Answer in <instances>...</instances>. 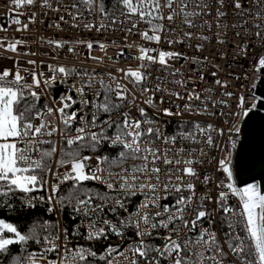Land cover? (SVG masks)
I'll return each mask as SVG.
<instances>
[{
  "label": "snow or ice",
  "instance_id": "1",
  "mask_svg": "<svg viewBox=\"0 0 264 264\" xmlns=\"http://www.w3.org/2000/svg\"><path fill=\"white\" fill-rule=\"evenodd\" d=\"M49 11L59 31L63 22L123 40L25 38L37 13ZM5 15L0 32L16 25L22 35L0 36V210L43 208L55 220L37 213L22 232L0 218V264H264V191L237 186L232 167L233 134L264 108V93L249 90L246 106L245 85L232 81L248 73L201 55L215 42L229 68L249 60L251 73L264 71V0H7ZM230 42L229 54L221 49ZM94 45L103 55H93ZM69 55L75 62H61ZM121 58L137 63L117 66ZM65 209L79 222L62 223ZM78 236L130 242L98 254L70 247Z\"/></svg>",
  "mask_w": 264,
  "mask_h": 264
},
{
  "label": "built area",
  "instance_id": "2",
  "mask_svg": "<svg viewBox=\"0 0 264 264\" xmlns=\"http://www.w3.org/2000/svg\"><path fill=\"white\" fill-rule=\"evenodd\" d=\"M65 3H67V0H65ZM6 13H7V0H0V23L4 22V19L6 18V15H5ZM84 17H87L89 20L92 19V17L89 16L88 12H84ZM21 19L23 20L24 17H21ZM65 19L67 20L68 17L66 16ZM41 20L43 22H41ZM56 20H57V14H54V13L49 11L47 13V15H42L41 13L38 12L37 13V23L35 25L30 24L29 25L30 31L28 33L23 34V35L25 36V38H27L29 40L34 39V38H38L41 35L45 36L46 38L65 39V40H74V39H78V38L79 39L97 38V39H102L106 43H110V41L112 39H117L119 41L123 40V36H124L123 33H120L118 36L115 34H112V33H105L102 37H97L94 30H93V32L90 33V32H87L86 30L81 31L79 29H73V28L69 27L68 24H65L63 22H61V27L63 28V31L57 30L54 26L49 27V24L54 23ZM5 26H7V25H5ZM15 27H16V25H12L11 29H14ZM140 27L146 28L147 25H140ZM11 29H9V32L7 34L0 32V36L8 35L9 37L15 36L16 38H19L22 35L19 32H13ZM233 39H235V37L232 36V34L230 33L229 34V40L231 41ZM132 41H136L137 43H143V41H141L139 39V36H129V42H132ZM195 42L196 41L194 40L193 43H195ZM237 43H239L238 40H237ZM152 46H155V45H152ZM160 47L163 48L164 50H170L169 46L163 42L161 43ZM172 47L175 49H179L181 51H186V52H188L189 55H191L195 51L194 49L186 48L185 46L179 45V44L173 45ZM219 47L220 46L216 45L215 42H213L212 44L208 45L207 51L204 53H201V55L202 56L208 55L210 58L213 55H215L216 56L215 63H219L221 65V67L224 68L225 72H233V73L239 74L241 76H243L245 73H248V79H246V80H233L232 81L233 89H236L237 86L240 84L245 85V87L241 90L244 91V93L246 94V106H247V104H250L252 102L251 100H249L247 98V93L249 90L255 91L257 96H261L260 93L258 92V88L260 85H262V83H264V71H262L260 74L251 73L249 70V60L242 61V66H238L237 63H233L232 67L229 68L228 64L230 63V60L228 58L221 60L219 57V53L216 51V49ZM116 50L117 49L115 47H109L108 54L115 56ZM221 50L230 54L231 50H232L231 42L227 46L223 47ZM237 51H238V49H237ZM83 52H86V50H82V54H83ZM93 55L101 56V55H103V53L100 51V49L98 47H96L94 45ZM233 59L235 61L239 62L241 58L240 57H234ZM61 62H75V61H73V57H71L69 55L67 57H63ZM212 62L213 61L210 59L209 64L211 65ZM87 63L92 64V61L89 60V61H87ZM136 63L137 62L134 60L121 58L119 61V64L117 66L131 65L134 67ZM252 63H254V61ZM182 64H183V62L180 61V62H177L175 64V66L177 68H180ZM188 67L189 66L187 64H183L182 70H186V69H188ZM109 70L114 71V68H110ZM224 78L227 79L228 77L225 76ZM253 82H255V84H256L255 89H252V83ZM233 100H235V97L233 98ZM258 107L259 106H257V108ZM186 119H191V118L186 117ZM195 119H197V120H211V122L214 124L219 122L218 120H216L215 118H212V117H196ZM243 121H244V119L240 121V131H241V126L243 124ZM176 127H177V125L174 122L170 123L168 126V130L171 132L174 129H176ZM239 138H240V132H239L238 136L236 134H233V139L236 140L237 143H238ZM237 143H236V146H237ZM224 146L225 145H224L223 138H221V147L223 148ZM235 149H236V147L232 150L233 151L232 167H233V158H234ZM213 152L215 153L217 158H220L221 152L219 150L214 149ZM104 154H107V155L114 157L116 155V151L115 150H112V151L106 150V151H104ZM211 154L212 153H210V155ZM233 172H234V169H233ZM234 178H235V175H234ZM235 181H236L237 186H246L247 184H251V183H255V184L260 185L258 180H254V181L248 182V183L243 184V185H238L236 178H235ZM89 187L97 188L100 191L105 190L102 185H96L93 182H89ZM140 199H142V197H139V196L133 198L132 202L128 206L130 212L135 210V205L139 202ZM105 218L115 220V217L112 213H108ZM49 219L53 220V222H54L55 217H52ZM70 219H71V217H70ZM79 219H80V217H77L75 221L71 220V222H69L68 224L78 223ZM60 220L62 223H65V221L63 219V215L60 216ZM65 224H67V223H65ZM80 231L85 232V229L82 227L80 229ZM128 235L132 236L131 232H129ZM70 239H72V243H71L70 247L75 248L77 245H82L84 247H91L92 250L97 251L98 254L103 251L104 247H106V245L108 243H111L113 246L119 244L120 250L123 251V249L127 246V243L130 242V241L122 242L119 240V238H117L115 236H111L109 241L101 240V241L89 242V241L83 240L79 236L75 237V238H70ZM156 243L159 244L160 241H156ZM91 259H93V258H91ZM120 264H125L122 257L120 258Z\"/></svg>",
  "mask_w": 264,
  "mask_h": 264
},
{
  "label": "water",
  "instance_id": "3",
  "mask_svg": "<svg viewBox=\"0 0 264 264\" xmlns=\"http://www.w3.org/2000/svg\"><path fill=\"white\" fill-rule=\"evenodd\" d=\"M258 92L260 95L264 93V83L259 86ZM233 169L238 185L258 180L264 191V108L260 106L243 121Z\"/></svg>",
  "mask_w": 264,
  "mask_h": 264
},
{
  "label": "trees",
  "instance_id": "4",
  "mask_svg": "<svg viewBox=\"0 0 264 264\" xmlns=\"http://www.w3.org/2000/svg\"><path fill=\"white\" fill-rule=\"evenodd\" d=\"M106 151V150H105ZM17 195H22V194H17ZM16 204L18 205L19 204V201H16ZM68 212H69V209H65V213L62 214L63 215V219L65 221V223H69L71 222V219L68 215ZM37 213H39V215L43 218V219H49V218H52V217H49L48 215L44 214L43 212V208H38L37 210H30L28 212H15V213H8L4 210H0V218H3L5 219L6 222H12L14 223L15 225L18 226L19 230L20 231H25L27 227H29L35 217L37 216ZM7 235V233H6ZM13 249L15 250L16 249V246H12ZM90 261H92V264H103L102 261H98V260H95V259H91L89 258Z\"/></svg>",
  "mask_w": 264,
  "mask_h": 264
}]
</instances>
